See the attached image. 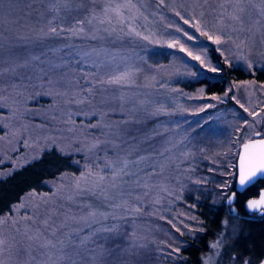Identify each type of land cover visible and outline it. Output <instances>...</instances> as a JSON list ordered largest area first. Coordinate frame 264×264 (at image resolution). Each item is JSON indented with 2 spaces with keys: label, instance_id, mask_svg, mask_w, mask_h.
<instances>
[{
  "label": "rangeland",
  "instance_id": "374dc122",
  "mask_svg": "<svg viewBox=\"0 0 264 264\" xmlns=\"http://www.w3.org/2000/svg\"><path fill=\"white\" fill-rule=\"evenodd\" d=\"M86 1L71 0L70 8L62 9L58 19H53L56 14L49 11V0H18L12 6H7L5 0L6 5L4 3L0 11V178L27 164L25 161H30L41 149H52L46 148L51 139L66 150L86 149L93 137L117 145L115 149L109 143L93 152L73 153L74 161H80L77 172H66L68 176L63 179L60 174L48 180L47 190L27 192L8 213L1 215L11 214L16 221L0 225V238L7 240L10 249L2 258L7 264H52L48 260L50 255L58 260L63 254L71 260L65 259L62 264H71V261L94 264L93 257L95 264H174V259L164 255L168 251L166 245L171 243L182 249L188 239L203 228L196 213L198 202L206 199L200 192L215 191L218 185L235 178L225 173L234 172L230 166L235 165L240 148L234 140L236 126L242 125L244 119L249 123L259 121L255 123V131L264 132V113L260 117L249 116L230 98L235 95L245 108L258 110L264 107V92L258 88L242 86L229 93L224 103L206 112H197V109L215 101L187 97L223 96L234 83L254 80L259 85L264 81L233 79L223 92L207 93L205 85L194 82L202 77L213 80L217 73L200 65L179 47L169 46L179 40L194 55L206 53L210 67H218L219 63L211 55L213 48L223 60L228 56L233 65L247 69L236 59L233 45L217 50L221 46L200 36L176 15L180 12L185 19L195 15L196 19L214 23L218 0H208L207 4L204 0H164L163 5L159 0H134L146 17L137 19V31L158 43L123 35L115 21L111 26L117 31L112 34L104 31L111 27L107 23L87 24L92 10L101 14L105 0ZM259 3L260 0H252V5ZM77 8L80 13L72 12ZM81 13L83 15H79ZM243 19V30L235 25L238 31L233 33V39L245 40L251 50L249 58L254 63L259 61L256 70H264V56H261L264 27L255 25L260 19L258 10L249 6ZM77 20H85L82 36L63 33L37 39L41 29L47 31L49 21L51 26L67 29L75 26ZM177 28H183L196 39L188 40ZM248 28H252L251 33ZM134 69L140 71L121 85L99 83ZM89 88L91 93L87 91ZM249 92L255 94L250 96ZM161 107L166 111L157 113ZM92 124L101 127L91 128ZM251 131L245 129V134ZM185 152L192 155L186 158ZM139 157L145 159L138 160ZM118 158L138 162L127 169L133 175L116 181L105 171L109 178L102 182V189H106L107 199L101 195L100 188L84 190L91 189L94 180L81 181L82 190L74 187L72 174L78 177L84 171V164H92L93 171H97L94 161ZM104 167L101 162L100 168ZM198 179H206L207 183H194ZM113 183L118 187L113 188ZM144 183L149 187H143ZM30 192L37 196L29 197ZM41 196L47 198V203ZM124 201L130 207H139L140 211L128 212ZM20 203L25 207L17 211L14 206ZM118 204L122 206L115 207ZM92 210L110 215L89 229L81 217ZM25 216L30 219H23ZM192 216L197 219H190ZM173 224L183 235L176 232ZM101 225H117L118 232L98 233L81 248L80 239ZM133 232L138 243L146 247H131ZM37 233L40 242L47 238L54 242L63 240L65 245L57 244V248L51 250L41 248L40 242L29 239ZM222 252L223 248L217 257L209 246L198 264H204L209 257L211 264H221ZM224 261L237 264L230 256Z\"/></svg>",
  "mask_w": 264,
  "mask_h": 264
},
{
  "label": "snow or ice",
  "instance_id": "6c2138e0",
  "mask_svg": "<svg viewBox=\"0 0 264 264\" xmlns=\"http://www.w3.org/2000/svg\"><path fill=\"white\" fill-rule=\"evenodd\" d=\"M9 3V6H11L12 0H7ZM5 3V0H0V11H2V7ZM160 5L164 4V0H159ZM208 0H204V4H207ZM71 5V0H49V11L55 13L56 15L53 16V19L59 18V13L62 9H69ZM82 6V5H80ZM249 6L255 7L258 12L260 19H257L255 21V25H259L260 27H264V0H260V3L257 5H252V0H218L216 4V20L215 22L206 21L203 19H196L195 15L192 16L191 19H185L180 12H176V15L183 21L185 25H190L192 28H194L200 36L206 37L208 41H211L214 45L221 46V50L223 46L226 45H233L236 52L235 57L238 61H242L243 64L246 66L249 73H253L256 70L257 62H253L249 56L251 55V50L248 47V44L245 40H239L233 39V33L237 32L238 29L235 27V25H240L239 30H243L244 25V15L247 11V8ZM205 13L202 11L200 13V16L203 18ZM138 18H144L143 13L140 11L139 6L137 3L134 2V0H105L104 6L101 10V14H97L95 10H92L89 14V17L87 18V24L92 25L93 22H97L100 25H103L105 23L109 24L110 26L113 24V21H115V25L121 26L119 31L123 35L132 37H140L143 40H152L151 36L148 35H142L141 32L137 31L136 22ZM226 21H230L231 23H226ZM51 21H49V27L47 28V31H44L43 29L40 30V33L37 35V39H44L48 37H57L60 36L63 33H68L72 36H82L85 34V20H77L75 26L71 28H63V27H54L51 26ZM125 28L127 31H125ZM178 32L183 33L185 37H187L188 40L192 41L196 39V36L189 35L188 32L184 31L183 28H177ZM104 31L109 32V34L115 33L117 31V28L115 26H111L110 28H105ZM248 32H252V28L247 29ZM95 39V37H93ZM153 43H158V41L152 40ZM172 48H177L183 52H185L189 57L192 59L198 61L200 65H203L205 68H209V70L213 73H220L223 71V67H210V62L206 58V53L204 54H196L194 55L191 50H189L187 47H185L182 43H180L179 40H174L169 45ZM247 52V54H246ZM221 54L223 55V51H221ZM261 56H264V53H261ZM35 59H39V57H35ZM224 63L227 64L229 67L233 66V61L228 56H224ZM140 69H134L130 70L124 73H121L119 75L110 77L107 81H99L100 84L107 83L109 85H121L123 84L131 75H133L134 72H139ZM191 75H195V73H191ZM244 87L246 89H252V88H258L261 92H264V83H261L257 85L256 81H241L239 84H233L231 87L227 88L223 96L219 95H212L210 97H204V96H189L188 99H209L212 101H215L216 103H208L204 107H200L197 109V112H206L207 109L215 108L217 104L224 103L226 99L229 98V93L234 92L235 90L239 89L240 87ZM89 93H91L92 89H87ZM174 91H178L174 89ZM203 92V89L200 90ZM254 92H249V95H254ZM232 100L235 101L236 104L239 105L241 109L245 113H247L249 116L252 117H260L262 113H264V107H260L258 110H252L250 111L248 108H245L243 104L240 103L238 99H236L235 95H232L230 97ZM84 101H77V103H83ZM183 111H187V109H182ZM166 110L161 107L157 109V113L165 112ZM92 115H96V113H91ZM171 114V113H167ZM259 121H254L253 123H249L247 119H244V122L242 125L236 126L234 132V140L236 143L239 144L240 151L238 155V164L237 165H231L230 168H235V171H229L228 173H225L227 176H233L236 178V183L239 185L240 188H244L247 185L251 184L257 177L264 178V132L261 131H255V123H258ZM91 128H100V124H92L90 125ZM105 127H108V125H105ZM245 129H251V132H248L245 134ZM111 143L112 148L115 149L117 145L113 142L109 141H102L95 137H93L92 142L87 145V148H69L66 150V148L61 147L60 144L55 140L51 139L50 143H46V148H55L61 156L64 157H70L73 153L76 152H93L101 148L102 145H107ZM45 149H41L40 152H38L36 155L31 157L30 161H25V163H31V162H40L42 160V153ZM203 151V149H201ZM185 157H189L192 154L189 152L184 153ZM144 157H139L138 160H143ZM103 162L105 167L103 169L100 168V163ZM138 161H130L127 158H118L116 161L107 160V161H101L98 159V161H94L95 167L97 171H93V165L92 164H84L83 168L84 171L80 173V175L77 177L75 174H72V177L75 181L74 187L77 190L81 189V181L88 182L89 180H94L95 182L92 185L91 189H84L88 191H93L94 189L100 188L102 189V182L108 179L104 173L105 171L111 173V179L113 181H116L118 178L123 176H130L133 175L132 173L128 172L127 169L129 168L130 164L137 163ZM74 164H79L80 161L75 160L72 161ZM155 173V168L152 169V174ZM148 173H146L147 175ZM68 173H61V178L67 177ZM196 184H206L207 180H196L194 181ZM143 187L147 188L149 185L147 183H144L142 185ZM113 188H117L118 185L113 183ZM218 187L221 190V194L224 200L227 201L229 206L233 205L236 202L237 193L236 192H229L227 191L231 187L230 182H224L223 184L218 185ZM94 194V193H93ZM29 197L35 198L37 194L35 192L28 193ZM101 195L104 196L105 199H107V191L106 189H102ZM40 199H42L45 203H47V198L44 196H41ZM139 199V198H138ZM122 205H115V207H121ZM123 206L127 209L130 213H137L140 211L139 207L135 206H128L127 201H124ZM16 210L18 211L19 208L25 207L23 203H20L19 205L14 206ZM90 207V206H89ZM194 207V205H193ZM247 209L253 211V212H259L261 214H264V191H261L258 193V199H248L246 203ZM235 208L230 207V212H235ZM108 213L98 212L96 210L89 211L86 217H81V220L84 222L85 226L89 229L92 228L93 225L101 224V220H107L109 218ZM100 217L101 219H97V217ZM23 219H30V217H23ZM192 220H196L197 218L195 216L190 217ZM9 220L12 221V223H16L14 219H12L11 214L6 216H0V225L6 224ZM238 217L235 218L232 223V229L230 232H222L221 236L217 238L216 241L212 242L210 244V248L215 250V255L217 257L220 256V250L225 247L226 240L228 237H232L234 240H238L240 238V233L243 231V225L237 223ZM47 223V221H45ZM171 224L172 222L169 221ZM182 223V221H181ZM226 228L229 225L228 220H223L221 222ZM173 228H175L176 232L183 235V232H181V229L179 227H176L175 224L172 225ZM186 227V226H185ZM189 232L197 231L196 229H188ZM82 231V230H81ZM199 231H203V229H199ZM118 232V226L112 225V226H103L97 227L95 231H90L89 235L86 237H83L80 239V246L81 248H84L94 236H96L98 233H117ZM30 240H36L37 242H40L41 237L40 234L37 233L35 236H30ZM70 243V238H69ZM57 244L60 246L65 245V241H56L44 238L43 242H40V247L44 249H56ZM131 247L133 248H144L146 247L142 243H138V238L136 237L135 232L132 233V243ZM168 251L164 253V255L168 258H172L175 261H179L181 259V247L180 246H173V244L169 243L166 245ZM235 247V245H233ZM9 246L7 240L0 238V264H7V261L3 259L2 257L6 252H9ZM101 255H103V252H101ZM71 260L70 257H65L63 254L58 258V260H53L52 256L50 255L48 257L49 261H52V264H62V262L65 260ZM93 262L95 264L96 258L93 257ZM230 259L232 261H236L237 264H257V261L255 260H249L244 259L242 255L237 254H231ZM47 264V262H45ZM71 264H76L75 261H71ZM204 264H211V258L209 257L206 261H204ZM259 264H264V259L259 261Z\"/></svg>",
  "mask_w": 264,
  "mask_h": 264
},
{
  "label": "trees",
  "instance_id": "16d2710c",
  "mask_svg": "<svg viewBox=\"0 0 264 264\" xmlns=\"http://www.w3.org/2000/svg\"><path fill=\"white\" fill-rule=\"evenodd\" d=\"M17 1L12 0L11 6L12 4L15 5ZM86 2H90V0ZM6 3L9 6L7 0ZM83 5L86 6L87 4L83 3ZM72 12L80 13L78 8ZM211 55L219 63L218 67H223V71L214 74L213 80L202 77L194 82L196 85H205L207 93L223 92L227 84L233 79L246 80L254 78L258 81H264V70L262 69L249 73L247 69L239 65L229 67L213 48H211ZM72 161H74L72 155L70 157L61 156L55 148H52L42 153L40 162L27 163L9 175L0 178V216L8 213L12 206L27 192L47 190L48 180L54 179L64 172H77L79 167ZM234 179L229 181L231 190L235 187ZM259 184L264 185V178L249 186L243 192H237L239 214L230 212V206L225 203L219 188H216L215 191L200 192V195L206 196V199L199 201L196 207V213L202 222L203 231L188 239L181 249V259L175 261L174 264H198L202 254L208 250L210 242L216 239L221 232H230L232 229L231 222L237 217V223L243 225V231L240 233L238 240H234L232 237L227 238L225 247H223L221 259L223 261L221 264H225L224 260L233 251V253H238L244 258L255 261H259L264 257V214L249 216L243 206L244 199L253 195ZM223 220L229 221L227 228L221 223Z\"/></svg>",
  "mask_w": 264,
  "mask_h": 264
},
{
  "label": "flooded vegetation",
  "instance_id": "af4514ba",
  "mask_svg": "<svg viewBox=\"0 0 264 264\" xmlns=\"http://www.w3.org/2000/svg\"><path fill=\"white\" fill-rule=\"evenodd\" d=\"M262 179H263V178H262ZM259 180H260V179H259ZM256 182H257V181H256ZM256 182H255V183H256ZM252 185H253V184H252ZM247 188H248V187H247ZM262 188H264V185H263V184H262V185L259 184L257 190L255 191V193H254L253 195H251V196L245 198L244 201H243L244 210H245L246 213L249 214V216H250V215H254V216L263 215V214H261V213H259V212L249 211V210L246 208V206H245V202H246L248 199L257 196L258 193L260 192V190H261ZM243 191H244V190H243ZM243 191H240V192H243ZM238 192H239V191H238ZM238 201H239V200H238V195H237L236 202L234 203L235 206H236L237 209H238V212H237L236 214H239V212H240L239 207H238V203H239ZM243 215H244V214H243ZM262 259H264V257H262L260 260H262ZM260 260H259V261H260ZM259 261H257V264H259Z\"/></svg>",
  "mask_w": 264,
  "mask_h": 264
},
{
  "label": "water",
  "instance_id": "95a60500",
  "mask_svg": "<svg viewBox=\"0 0 264 264\" xmlns=\"http://www.w3.org/2000/svg\"><path fill=\"white\" fill-rule=\"evenodd\" d=\"M239 151H240V148H239V150H238V154H237V157H236V165L238 164V155H239ZM259 179H262L261 177H257L251 184H249V185H247L246 187H244V188H240L239 187V185L236 183V178H235V180H234V189L233 190H231L230 192H240V191H243V190H245L247 187H249V186H251L252 184H254L256 181H258ZM261 191H264V188H262L261 190H260V192ZM250 199H258V195L257 196H255V197H252V198H250ZM225 203L227 204V205H229L228 203H227V201L225 200ZM246 203H247V201L245 202V206H246ZM230 207H232V208H235V212H232L233 214H236L237 212H238V209H237V207L235 206V204H233V205H231ZM247 208V207H246ZM249 210V209H248ZM249 211H251V210H249Z\"/></svg>",
  "mask_w": 264,
  "mask_h": 264
}]
</instances>
